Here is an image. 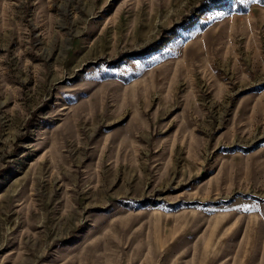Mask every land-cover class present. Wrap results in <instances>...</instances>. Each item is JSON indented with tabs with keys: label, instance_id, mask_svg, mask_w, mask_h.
<instances>
[{
	"label": "rangeland",
	"instance_id": "obj_1",
	"mask_svg": "<svg viewBox=\"0 0 264 264\" xmlns=\"http://www.w3.org/2000/svg\"><path fill=\"white\" fill-rule=\"evenodd\" d=\"M0 264H264V0H0Z\"/></svg>",
	"mask_w": 264,
	"mask_h": 264
}]
</instances>
